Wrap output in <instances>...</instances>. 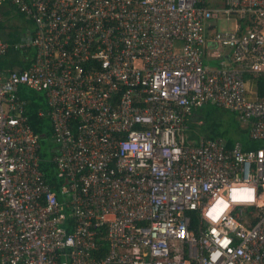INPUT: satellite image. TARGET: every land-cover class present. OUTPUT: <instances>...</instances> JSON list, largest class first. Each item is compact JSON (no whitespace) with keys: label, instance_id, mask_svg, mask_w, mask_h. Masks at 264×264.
<instances>
[{"label":"built area","instance_id":"1","mask_svg":"<svg viewBox=\"0 0 264 264\" xmlns=\"http://www.w3.org/2000/svg\"><path fill=\"white\" fill-rule=\"evenodd\" d=\"M217 1L0 0L34 25L0 55L35 50L0 72V264H264V146L186 142L208 102L264 140V96L247 86L264 76V0ZM21 86L47 100L59 196ZM243 187L253 202L231 199Z\"/></svg>","mask_w":264,"mask_h":264},{"label":"trees","instance_id":"2","mask_svg":"<svg viewBox=\"0 0 264 264\" xmlns=\"http://www.w3.org/2000/svg\"><path fill=\"white\" fill-rule=\"evenodd\" d=\"M21 14V13H20ZM23 15V14H22ZM15 42H19L18 40ZM27 50V51H26ZM29 55L30 58L24 60L25 55ZM35 58L34 50L30 49H13L9 48L3 55H0V72L4 71L5 73L12 71V70H21L29 67L32 60ZM253 85L256 90V94L258 97L264 96V76L256 77L255 80L253 79ZM18 96L25 101L24 104V115L27 118V122L33 131L40 135V162L39 168L43 173L45 181L52 186L53 190L59 196V188L60 185L63 183V179L57 178L55 175V168L53 163L51 162L50 157L51 153L48 152V147L51 136H52V127L51 123H49V117L47 116L48 105L47 100L43 93L34 91L32 89L26 88L21 86L18 90ZM43 112V114H40ZM195 109L193 110V113ZM200 118L196 117L195 115L189 117L186 121L189 131L187 132L186 142L189 144H194L195 140L199 138V136L203 135L204 137L211 138V139H223L225 137V131H213L203 134V132L197 133L195 131V127L193 128L192 121L199 122ZM241 131L246 134V137L243 138L238 144L241 146L242 149H255L261 146H264V140H251L248 138L249 127H241ZM52 140V139H51ZM224 144L226 147L230 148L238 141H233L231 139H224ZM222 141V140H221ZM197 223L196 214L192 213V221H191V228L194 227Z\"/></svg>","mask_w":264,"mask_h":264},{"label":"rangeland","instance_id":"3","mask_svg":"<svg viewBox=\"0 0 264 264\" xmlns=\"http://www.w3.org/2000/svg\"><path fill=\"white\" fill-rule=\"evenodd\" d=\"M217 2L220 4L221 0ZM11 15L13 17L12 21L16 24H11V31L14 33L13 35H15V37L19 38L22 33H26L32 29V23L28 18L13 10ZM236 20V16H231L228 19L220 16L214 22L217 30H232L234 29ZM179 45L180 43L176 42L177 48ZM194 115L200 118L199 122L192 121L193 128L195 127L194 129L197 133L204 131L203 134H206L207 131L210 133L212 130L218 132L224 130L225 137L223 136V139L220 140L225 141L224 139L228 138L233 141H238V143L242 142L241 140L246 137V134L241 131V127H246L247 124L240 120L237 113L221 108L214 102H208L203 106L195 108V112H192L191 116L193 117ZM47 144H50L47 150L51 153L50 151L55 147V144L51 139ZM65 197H67V195H65Z\"/></svg>","mask_w":264,"mask_h":264},{"label":"crops","instance_id":"4","mask_svg":"<svg viewBox=\"0 0 264 264\" xmlns=\"http://www.w3.org/2000/svg\"><path fill=\"white\" fill-rule=\"evenodd\" d=\"M12 10L15 11V12H17V13H19L10 3H7V2L0 3V40L3 41V42L10 43V44H12V43H19V42L23 41L24 39L31 37L32 34H33V30H34V25H33L32 20L30 18H28V17L25 16L26 18H28V20L31 21V23H32V29L30 31L26 32V33H22L19 38L15 37V35H13L14 33L11 31V24L12 25H16L12 21L13 20V17L11 15ZM15 40L16 41L18 40L19 42H15ZM210 46H212V48H213V45L212 44H210ZM30 50H34V49L31 48ZM34 52H35V50H34ZM29 58H30V56L27 54V55H25L24 60H27ZM247 79H248L247 80V86H248V89H249V96L250 97H253L254 91L256 92L255 87L253 85V79L255 80V78H252L250 76H247ZM188 131H189V129L187 130V132ZM201 136H203V135H201ZM186 137H187V135H186ZM248 138L251 139L249 137V135H248ZM217 140L221 141L220 139H217ZM196 141L197 140H195V143L194 144H196Z\"/></svg>","mask_w":264,"mask_h":264},{"label":"clouds","instance_id":"5","mask_svg":"<svg viewBox=\"0 0 264 264\" xmlns=\"http://www.w3.org/2000/svg\"><path fill=\"white\" fill-rule=\"evenodd\" d=\"M231 199L236 202H253L255 199V189L248 187L233 189ZM228 207L229 205L223 200H218L216 205L212 207L211 211H209L207 215L213 222H215L220 218L221 214L228 209ZM227 243H229V241L225 240V246Z\"/></svg>","mask_w":264,"mask_h":264}]
</instances>
